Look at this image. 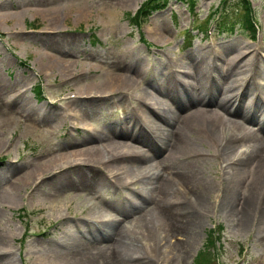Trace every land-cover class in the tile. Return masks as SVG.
<instances>
[{
  "label": "rangeland",
  "instance_id": "rangeland-1",
  "mask_svg": "<svg viewBox=\"0 0 264 264\" xmlns=\"http://www.w3.org/2000/svg\"><path fill=\"white\" fill-rule=\"evenodd\" d=\"M144 1L0 0V242L3 234L6 239L0 248V264H212L208 257L214 251L208 240H215L212 227L218 223L225 227L219 239L221 264H264V174L256 180L243 176V171L234 179L236 195L229 198L226 190L233 172L229 166L240 158L245 161L250 150L237 147L243 143L235 140L231 158L226 157L222 146L218 148L194 129L185 139H198V148L190 150V155V151L180 152L179 128L185 124L181 119L197 102L179 110L172 124L162 121L164 125L158 126L149 116L152 103L160 105L162 91L174 85L176 93L182 92L175 82L176 78L188 81L185 71L191 73L189 80L195 81L198 60L205 61L212 78L223 83L222 94L229 91L232 95L236 88L228 84L231 78L224 79L236 60L243 66L239 77L248 81V88L255 85L256 92L262 90L264 0H251L260 25L256 40L243 28L234 33L202 32L201 22L221 0H198L197 17L188 5L172 1L153 13L139 30L128 16ZM82 8L86 15L80 14ZM50 12L60 18L47 17ZM187 30L192 32L190 39ZM62 60L70 62L69 73L85 74L66 77L61 69L56 70ZM168 60L177 65V71L172 74L167 69L164 75L160 68ZM213 63L222 67L214 69ZM124 71L140 85H136L134 98L91 86L93 81L109 85L112 75ZM39 82L43 84L41 96L35 90ZM211 86L207 84L205 90ZM145 88L150 100H143V111H139L138 94ZM82 89L90 93L69 97ZM91 94L99 98L89 97ZM86 106L100 110L87 111ZM71 108L81 111L89 124H78L69 117ZM262 119L259 113L247 120L264 143ZM128 122L139 135L129 141L134 150L150 155L147 144L152 138L159 151L149 174L121 169V163L107 167L113 161L105 166L88 163L93 155L69 163L57 158L110 142L102 133L96 135L99 142L90 136L103 127L108 134L115 126L127 131ZM164 159L172 161L165 163ZM138 174L145 176L135 181ZM154 174L164 175L177 194H161ZM149 180L153 186H147ZM200 182L212 186L207 198H199L194 188ZM73 192H77L75 200L71 199ZM250 195L248 213L244 214ZM163 203L165 212L160 209ZM110 220L118 227L136 228L127 233L134 247H129V241L121 246L122 236L109 231ZM172 221L185 230L184 235H174ZM147 226L160 235L156 248ZM106 232L112 235L101 239V233ZM180 238H188L185 245L178 242Z\"/></svg>",
  "mask_w": 264,
  "mask_h": 264
},
{
  "label": "bare ground",
  "instance_id": "bare-ground-1",
  "mask_svg": "<svg viewBox=\"0 0 264 264\" xmlns=\"http://www.w3.org/2000/svg\"><path fill=\"white\" fill-rule=\"evenodd\" d=\"M84 13V14H83ZM82 16L87 14L86 8H82V11L80 13ZM51 16L55 20H58L60 16L55 13H49L47 14V17ZM39 64H43V61L39 59ZM56 64V63H55ZM167 65V66H166ZM68 66H70V62L66 60L61 61V66L58 68L56 66V70H60L65 74L66 77H73L74 73H69ZM212 68L219 70L222 65L213 63ZM231 66V72L230 70H227V72L224 75V79L231 78L229 81V85H235V89L230 93L229 91H225V94H222V82H216L211 75L210 68H207L206 62L203 60H198V72L199 76L195 79V81L189 80L191 78V73L188 71H185L188 81L186 83L180 81L178 78H176V85H180L182 87V92L176 93L174 90V85L171 88H168L164 91H162V101L160 102V105H158L156 102L152 103L154 107L151 108L152 115L149 114L150 117L153 118V121H155V124L158 126H163V122L171 123L176 121L178 117L179 110L186 107L189 104H193L194 102H197L195 104V107H193L186 117L181 119L185 124H183L182 128H179V132L182 140L178 138V150L181 151H190L194 150V148H198L195 146V141H198V139L192 140L191 142H186L185 136L188 135V133H193L194 129L198 132L204 134L207 136L211 142L215 146H222L223 150L225 151V156L231 158V150L233 149V145L231 144L235 140H240L243 145H239L237 147H243L245 152L249 151L251 154H248L246 156V160L242 161L241 158L237 162H234L229 166L233 170V172L230 175V178L227 179V192L229 191L228 197L231 198L236 195L235 190L237 187V184H235V178L240 176L241 173L244 171L243 176H248L251 179L258 180L260 179L264 174V143L261 138L256 136L251 128L249 127L248 117L254 118L257 116V114L261 113L263 116V119L261 123L264 125V82L262 83V90L256 92L255 85L251 86V88H248L247 84L248 81H243V78H240V71L243 67L240 65V61H235L234 65L230 64ZM170 71L172 74L177 71V65L172 61L168 60L167 63L160 68V72L164 75L166 74L165 71ZM226 69V68H225ZM184 72V70H181ZM49 72V69H48ZM180 72V70H179ZM69 73V74H68ZM47 74V73H46ZM240 78V82L236 83V81ZM101 81H93L91 86L95 88H103L107 87L110 88L109 92H124L128 95V97L134 98L133 94H135V89L140 88V85L131 80V75L124 72H118L111 76V80L109 81V85H104V83H99ZM212 85L211 88H208L205 90L206 85L209 84ZM236 83V84H235ZM138 84V85H137ZM137 85V86H136ZM91 86H87V88H92ZM112 88V89H111ZM229 90V89H227ZM89 91L87 89H82V91H78L77 94L80 93H90L85 92ZM252 92V93H251ZM137 99L139 101V111H143L141 109V106L143 104V100L149 102L150 99L146 98L150 97V94L146 92V88L142 89V92H139ZM251 93V94H249ZM249 94V95H248ZM130 99V98H129ZM133 100V99H132ZM87 111L91 110L92 112H97L100 110L99 107H92V106H86L85 108ZM71 113L69 117H72L74 121H76L78 124L81 125H88L89 120L86 119V116L79 110H73V108L70 109ZM147 111V110H146ZM147 114V113H146ZM148 116V114H147ZM41 123V122H40ZM167 126V125H166ZM127 131L121 132L118 127H114L111 130V134H108L107 129L105 127L102 128L101 131H98V133L90 136L91 139H93V142H99L100 139L96 137V135H104L105 137L109 138L111 141L107 142L106 144L96 147L95 149L87 148L83 152H78L76 150L69 152L68 154H60L57 158L65 159L67 160L66 163L71 162L72 159L77 158L75 161H84V159L90 155H93V159L91 162L88 160V163L92 164H99V166H105L106 164L110 163L107 167L113 166L115 163H121L120 168L121 169H130L134 171L137 169L138 172H141L142 174L144 171L146 173H150L149 171L152 169L153 162L157 159V155L159 151L154 147L153 140L151 138V144L148 143L147 145L150 147V151L152 152L150 155L140 153L139 151H136L133 149L132 145H134L132 142H129L130 140L134 141L138 139L139 135L135 133L134 130V124L128 122L127 123ZM187 129V131H186ZM86 133L89 134L88 131ZM151 137V136H150ZM121 139H123L121 141ZM125 139V140H124ZM2 140V139H1ZM104 140V139H102ZM201 142H204L200 139ZM120 148H122V151H118ZM118 151V152H117ZM187 152V154L190 155L192 152ZM113 152H117L114 155H109L108 157H102L98 162L96 161L97 158H99L102 155H105L106 153L111 154ZM255 153V157L253 155V158L251 159L250 155L252 153ZM202 153H199V155ZM51 160V163L56 162L58 159ZM249 158V159H248ZM256 158V160H255ZM107 159V160H106ZM165 163L171 162L172 159H164ZM115 161V162H114ZM250 161L251 166L249 168H244ZM169 162V163H170ZM64 163V164H66ZM241 166L238 167V166ZM239 169V170H238ZM134 177L135 181H137L139 178L144 177L145 175H135ZM240 178V177H239ZM154 181L156 182L157 187L160 189L159 192L161 194L169 195L174 194L176 191L174 190V187L170 184V182L165 178L164 175L160 174H154L153 177ZM150 181V180H149ZM151 182V181H150ZM126 183V182H124ZM123 183V184H124ZM147 186H153V183L147 184ZM155 186V183H154ZM211 184H206L204 182H200L196 184L194 187L197 194L199 195V198L204 199L207 198L209 191L211 189ZM178 189V188H177ZM151 190V189H150ZM179 191V190H178ZM226 192V193H227ZM77 192L71 193V199L75 200L78 198ZM150 193V191H149ZM151 194V193H150ZM177 194V193H176ZM252 195H250L246 207H244V214L245 211L248 213V204L251 199ZM168 198V196H167ZM160 209L165 212L166 210V204L163 203L160 207ZM202 220H200V223ZM104 223L105 222H101ZM109 223V226L116 227L113 228L110 227L109 231L111 233H118L122 236L121 246L125 247L128 244L129 241V247H134L135 243H132L127 236V233H134L136 231V228L129 227L127 225L122 224L120 227L115 226L112 220L107 221ZM154 225V223H153ZM198 225V224H197ZM172 230L174 232V235L176 232L180 233L181 235L185 234L184 229H180L178 224L175 221H172ZM199 226V225H198ZM194 228H196L194 226ZM146 231L148 232V236L150 240L152 241V246L157 247V242H159V234L157 233V230L155 229V232L152 230L151 226H147ZM97 233H99L97 231ZM145 233V232H144ZM5 234H3L2 241L0 242V248L3 247V245L6 243V239L4 237ZM103 238H106L112 234H106L101 233ZM102 239V238H101ZM188 238H180L178 240L179 243L183 242L185 245ZM85 261H88L87 259ZM151 264V263H147Z\"/></svg>",
  "mask_w": 264,
  "mask_h": 264
},
{
  "label": "trees",
  "instance_id": "trees-1",
  "mask_svg": "<svg viewBox=\"0 0 264 264\" xmlns=\"http://www.w3.org/2000/svg\"><path fill=\"white\" fill-rule=\"evenodd\" d=\"M172 0H145L138 8L135 14L131 13L128 18L131 25L139 27L146 19L158 10L166 8ZM188 5V8L194 10L197 0H175ZM222 7L225 8L221 17L222 30L229 33H234L237 29H245L249 31L255 38L257 33L256 24L251 4L249 0H224ZM207 23V22H206ZM205 23V24H206ZM36 92L40 94V85L35 88ZM217 228V229H216ZM213 229L216 234L215 240L211 238L208 240L210 246H214L215 241L219 238L220 233L223 231V224H218ZM214 254L210 253L208 260L210 263L215 264L213 259Z\"/></svg>",
  "mask_w": 264,
  "mask_h": 264
}]
</instances>
